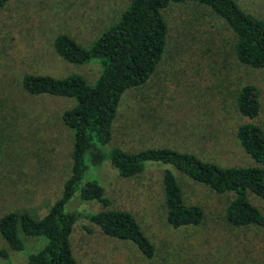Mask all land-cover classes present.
<instances>
[{"label": "rangeland", "instance_id": "374dc122", "mask_svg": "<svg viewBox=\"0 0 264 264\" xmlns=\"http://www.w3.org/2000/svg\"><path fill=\"white\" fill-rule=\"evenodd\" d=\"M235 1L264 19V0ZM127 2L10 0L0 7V215L15 210L39 218L58 198L69 172L71 133L62 124L60 113L71 106L72 99L30 95L20 86L21 75L78 73L92 81L97 63L66 62L54 52L51 41L62 32L87 45L116 20ZM162 15L167 38L147 89L157 93L159 104L156 111L143 115L142 105L129 108L124 120L128 132L140 128L143 133L124 138L129 141L126 147L168 146L191 150L220 164H252L230 137L222 146L209 144L202 154L201 143H192L195 133L190 131L196 127L211 131L217 113L222 112L221 98L228 101L232 91V87L222 90V85L233 86L238 80H249L258 87L263 105L259 120L264 126V69L251 71L237 63L230 31L207 7L188 0L171 2ZM133 95V91L125 92L124 100L129 103ZM164 168L175 175L184 202L200 206L198 224L172 227L166 222L160 186ZM90 178L103 187L112 207L134 216L152 244L153 254L146 258L130 241L107 236L80 218L70 233L76 264H264V227H233L223 217L230 193H215L161 163L146 162L143 171L122 178L105 159L98 167L88 166L84 179ZM247 196L264 215V200ZM65 208L85 213L96 209V204L73 196ZM17 233L25 252L44 243L41 237L24 235L19 227ZM0 248L7 249L10 262L1 259L0 264H24L25 253L9 249L1 238Z\"/></svg>", "mask_w": 264, "mask_h": 264}, {"label": "trees", "instance_id": "16d2710c", "mask_svg": "<svg viewBox=\"0 0 264 264\" xmlns=\"http://www.w3.org/2000/svg\"><path fill=\"white\" fill-rule=\"evenodd\" d=\"M8 1L0 0V7ZM183 1L187 0H128L116 20L87 45L77 43L66 33H57L51 45L60 58L73 64L91 61L98 64L97 74L90 82L78 73L53 76L26 72L21 75L20 86L30 95L72 99L71 106L60 113L62 124L70 130L71 143L69 172L58 198L39 218L15 210L0 215V238L9 249L25 253L24 264H76L70 233L80 218L96 225L107 236L130 241L144 257L152 256L153 246L134 216L127 210L112 207L95 178L84 179L88 166L98 167L105 159L122 178L140 173L146 162L169 164L215 193L231 194L223 208L228 225L264 227V215L247 196L251 194L264 200V126L259 120L263 105L258 87L249 80L240 83L238 80L233 86L222 85V90L232 87V91L228 101L226 97L221 98L222 112L217 113L211 131L196 127L190 132L195 133L192 143H201L199 152L202 154L211 147L209 144L219 142L222 146L230 137L252 164H220L191 150L168 146L125 145L129 141L124 138L143 133L140 128L134 133L128 132V123L124 120L129 108L142 105L143 115L156 111L159 104L157 93L148 91V81L162 57L167 38L162 9L171 2ZM188 1L207 7L222 20L231 33V49L237 63L251 71L264 69V19L245 11L235 0ZM127 91L134 94L129 103L124 100ZM141 91L144 93L139 94ZM183 139H187L185 134ZM160 186L165 220L170 226L200 222V206L184 202L180 186L169 168L162 169ZM73 196L95 203L96 209L85 213L66 209L65 205ZM17 227L24 235L43 238L42 246L25 252ZM1 259L10 263L6 248H0Z\"/></svg>", "mask_w": 264, "mask_h": 264}]
</instances>
